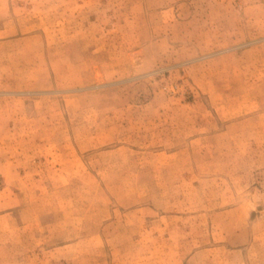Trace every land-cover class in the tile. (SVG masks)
I'll list each match as a JSON object with an SVG mask.
<instances>
[{
	"label": "rangeland",
	"instance_id": "374dc122",
	"mask_svg": "<svg viewBox=\"0 0 264 264\" xmlns=\"http://www.w3.org/2000/svg\"><path fill=\"white\" fill-rule=\"evenodd\" d=\"M0 264H264V0H0Z\"/></svg>",
	"mask_w": 264,
	"mask_h": 264
}]
</instances>
